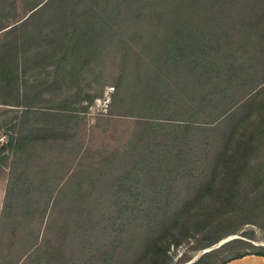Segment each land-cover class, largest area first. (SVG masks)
Segmentation results:
<instances>
[{"label":"rangeland","instance_id":"obj_1","mask_svg":"<svg viewBox=\"0 0 264 264\" xmlns=\"http://www.w3.org/2000/svg\"><path fill=\"white\" fill-rule=\"evenodd\" d=\"M236 59L264 81V0H0V264H193L248 231L264 247L257 194L200 199L241 119L247 90L216 73Z\"/></svg>","mask_w":264,"mask_h":264},{"label":"trees","instance_id":"obj_2","mask_svg":"<svg viewBox=\"0 0 264 264\" xmlns=\"http://www.w3.org/2000/svg\"><path fill=\"white\" fill-rule=\"evenodd\" d=\"M115 8L119 9V6L116 4ZM107 24L108 23L106 22V27ZM106 27L99 35L95 36L94 41L100 46H104L105 40L107 39L105 38ZM182 29L178 30L179 37H177V39L180 43L175 40L176 37L174 40L172 39L170 41V43L172 42V45L181 46V48L187 40V36H183V34H181ZM193 45L191 42L185 44V51H179V54L185 53L186 55L187 51L194 48ZM169 48L171 49V47ZM220 48L222 50L223 47L221 46ZM173 50L175 49L172 47V51ZM169 51H167L168 55ZM212 51L214 52V49ZM190 53L191 52H189V54ZM179 54L173 52L172 55L177 58ZM217 59H214V61L217 62ZM220 59L222 58H219V60ZM225 64L228 69H226L223 73L217 70L216 73L221 74L219 79L222 82L220 80L219 81L222 85L225 86L231 82V86L226 89L227 93H230L233 88L237 91L239 90V92H241V89L243 88V90L246 89L247 92H245L244 95H241L240 98L232 104L233 107L237 106V108L231 118L241 112V119L238 122L234 121V123L231 122V125H227L225 135L227 138L226 146L220 149V155L217 158L216 167L209 179L206 180L207 182L204 185L207 187L204 189V192L201 193L200 199H203L204 197H217L221 202L222 209L226 210L227 207H232L237 210L240 208L242 200L247 198L249 201L253 196L252 194H257L260 197V201L258 203L263 202V205H254L255 202L253 201L246 202L244 204L247 208H253V210L257 211L259 208H264V163H262L263 166L260 165L263 169H260L258 175L253 172V170L248 168L250 160L254 157L253 155L256 154L255 157H264V81L262 83L256 82V76L254 77V74L251 76V72L246 67L247 63L245 60L236 59L233 60V62L226 61ZM252 66L253 63L251 68ZM231 70H234L235 72L233 71L229 74ZM236 79L239 83L238 86L235 84ZM209 80L210 78H207L206 81H204L208 84ZM199 82L201 81L199 80ZM161 103L162 99L157 97L156 100L154 99L151 102L149 111L152 113L160 111ZM144 121L145 122L142 124H136L143 129L141 135L149 139V137L155 136V134L158 133L156 130L159 128L157 125L158 122L155 120ZM176 126L181 128L179 125ZM259 152H261L260 155H257ZM236 159L238 160L237 164ZM250 183H253L250 185L253 188L251 191L244 188V185ZM240 229L241 227L239 228L237 226V228L229 235H234ZM252 234L253 232H244L242 235L243 238L233 239L219 248L205 253L196 263L193 264H210L211 262H209V260L216 258V256L221 257L217 264H227L233 260L240 259L248 255H258L264 257V247L255 246L251 240L247 238V236ZM222 240H224V238H220L217 241L204 246L203 249H210L213 245ZM252 249H258L259 251L254 253L250 251Z\"/></svg>","mask_w":264,"mask_h":264},{"label":"crops","instance_id":"obj_3","mask_svg":"<svg viewBox=\"0 0 264 264\" xmlns=\"http://www.w3.org/2000/svg\"><path fill=\"white\" fill-rule=\"evenodd\" d=\"M227 264H264V257L258 255H248L243 258L233 260Z\"/></svg>","mask_w":264,"mask_h":264},{"label":"water","instance_id":"obj_4","mask_svg":"<svg viewBox=\"0 0 264 264\" xmlns=\"http://www.w3.org/2000/svg\"><path fill=\"white\" fill-rule=\"evenodd\" d=\"M233 239H237V238L234 237V238H231V239L225 240V241L221 242L220 246L224 245L225 243H227V242H229L230 240H233ZM220 246H219V247H220ZM210 251H212V249H211V250H210V249L207 250L206 253H207V252H210Z\"/></svg>","mask_w":264,"mask_h":264}]
</instances>
